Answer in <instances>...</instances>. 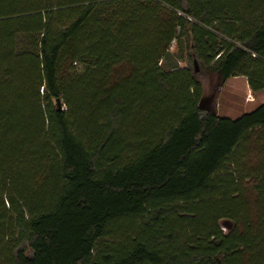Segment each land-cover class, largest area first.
<instances>
[{
  "label": "trees",
  "instance_id": "16d2710c",
  "mask_svg": "<svg viewBox=\"0 0 264 264\" xmlns=\"http://www.w3.org/2000/svg\"><path fill=\"white\" fill-rule=\"evenodd\" d=\"M202 70L264 90V0H0V264H264V102Z\"/></svg>",
  "mask_w": 264,
  "mask_h": 264
},
{
  "label": "rangeland",
  "instance_id": "374dc122",
  "mask_svg": "<svg viewBox=\"0 0 264 264\" xmlns=\"http://www.w3.org/2000/svg\"><path fill=\"white\" fill-rule=\"evenodd\" d=\"M174 48L173 43L171 50ZM180 65L184 66L183 63ZM198 78L203 86V107L211 109L221 117L235 119L254 111L264 102V90L253 94L243 77L221 81L212 72L202 70Z\"/></svg>",
  "mask_w": 264,
  "mask_h": 264
},
{
  "label": "water",
  "instance_id": "95a60500",
  "mask_svg": "<svg viewBox=\"0 0 264 264\" xmlns=\"http://www.w3.org/2000/svg\"><path fill=\"white\" fill-rule=\"evenodd\" d=\"M203 104H204V93H203V97H202V99L200 101L199 108L201 110H205V111L210 112L212 114H216L211 109H206L205 107H203ZM220 227L222 228L224 233L227 234L233 229L234 225L231 222H229V221H221L220 222Z\"/></svg>",
  "mask_w": 264,
  "mask_h": 264
},
{
  "label": "crops",
  "instance_id": "0c3cea01",
  "mask_svg": "<svg viewBox=\"0 0 264 264\" xmlns=\"http://www.w3.org/2000/svg\"><path fill=\"white\" fill-rule=\"evenodd\" d=\"M246 80V79H245Z\"/></svg>",
  "mask_w": 264,
  "mask_h": 264
}]
</instances>
